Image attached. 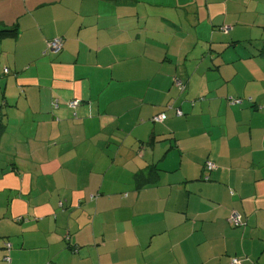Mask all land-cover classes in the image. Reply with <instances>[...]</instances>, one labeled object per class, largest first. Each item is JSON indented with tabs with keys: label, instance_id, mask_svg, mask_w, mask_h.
Masks as SVG:
<instances>
[{
	"label": "crops",
	"instance_id": "0c3cea01",
	"mask_svg": "<svg viewBox=\"0 0 264 264\" xmlns=\"http://www.w3.org/2000/svg\"><path fill=\"white\" fill-rule=\"evenodd\" d=\"M0 21V264H264V0H0Z\"/></svg>",
	"mask_w": 264,
	"mask_h": 264
},
{
	"label": "built area",
	"instance_id": "2783aa9c",
	"mask_svg": "<svg viewBox=\"0 0 264 264\" xmlns=\"http://www.w3.org/2000/svg\"><path fill=\"white\" fill-rule=\"evenodd\" d=\"M63 47H64V39L62 37H56V38L52 39L51 41H49L47 50L59 52ZM5 72H8V68H5ZM177 84L180 86L181 89L185 88V83L183 80L177 79ZM228 100L232 104L242 103V101H243L242 98L235 97V96H229ZM79 103H80L79 99H73V100L69 101L68 104L71 107L75 108L79 105ZM56 105H57V103H56ZM168 108H172V105H168ZM177 114L178 115L182 114V111L180 109H177ZM165 115H166V112H161V113L155 115L152 118V120L153 121H162L165 119ZM215 166L216 165L213 161H207L205 168L209 172V171L213 170L215 168ZM229 221L233 225L242 224L243 223L242 214L237 210H233L230 217H229ZM231 264H241V261L239 258L234 257V258H232Z\"/></svg>",
	"mask_w": 264,
	"mask_h": 264
},
{
	"label": "trees",
	"instance_id": "16d2710c",
	"mask_svg": "<svg viewBox=\"0 0 264 264\" xmlns=\"http://www.w3.org/2000/svg\"><path fill=\"white\" fill-rule=\"evenodd\" d=\"M16 32H17V29L15 26L9 27L0 21V37L10 36V35L13 36V35H16ZM5 127H6V124L4 121V113L0 109V139H1L2 134L5 131Z\"/></svg>",
	"mask_w": 264,
	"mask_h": 264
}]
</instances>
